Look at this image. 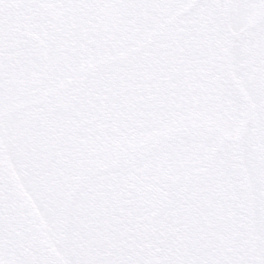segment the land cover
<instances>
[{
	"label": "snow or ice",
	"instance_id": "obj_1",
	"mask_svg": "<svg viewBox=\"0 0 264 264\" xmlns=\"http://www.w3.org/2000/svg\"><path fill=\"white\" fill-rule=\"evenodd\" d=\"M0 264H264V0H0Z\"/></svg>",
	"mask_w": 264,
	"mask_h": 264
}]
</instances>
